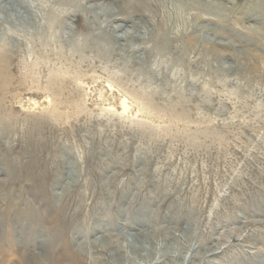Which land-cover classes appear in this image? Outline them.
<instances>
[{
    "label": "rangeland",
    "instance_id": "rangeland-1",
    "mask_svg": "<svg viewBox=\"0 0 264 264\" xmlns=\"http://www.w3.org/2000/svg\"><path fill=\"white\" fill-rule=\"evenodd\" d=\"M43 1L107 56L0 11V264H264V0Z\"/></svg>",
    "mask_w": 264,
    "mask_h": 264
},
{
    "label": "bare ground",
    "instance_id": "bare-ground-1",
    "mask_svg": "<svg viewBox=\"0 0 264 264\" xmlns=\"http://www.w3.org/2000/svg\"><path fill=\"white\" fill-rule=\"evenodd\" d=\"M54 1L56 2V4H58L61 1L64 3V1H70V0H54ZM42 2H44V1L43 0H0V11H2V15H4L5 13L8 14V17L13 22V24H12V22H10L9 26L12 28V30L15 29V31L13 30L14 32L11 31V29H9V28H8V30H2V32H1L2 33L1 34L2 35L1 40L6 42L7 46H10V45L14 46L16 44V46L22 47L23 46L22 43L24 41V42H26V46L22 47V49L28 53V56L31 57V56L35 55V52L33 49L34 45H37L39 48L37 54L42 55V51H43L46 43L49 42L50 40L52 41L53 39H55V41H57V42L70 41L69 42L70 43L69 51L72 52L73 54H78V55L82 56V54H84V52L87 50L88 51H96L97 50V52H98L97 54L99 57L107 56L104 53L105 51H107L106 46L98 44L99 35L101 32V26H102L101 22L98 23V27H96L92 31L88 32L85 36H82L80 38H77V37L75 38L73 36V33H67V34L65 33L66 35H62L61 33L58 32V29L61 30V28H65V24L62 22V19H61V17L64 16V15H61L63 11L57 13L58 9L55 7H51L50 10L47 11V9L45 8V6L43 5ZM100 6H102V5H100ZM88 8H90V7H88ZM82 9H84V7ZM97 9H99V11L102 12L103 8L98 7ZM45 10H46V12H45ZM95 18H96V15H95ZM107 28H106V30H107ZM117 36L119 37V35H117ZM121 39L122 38H119V40H121ZM5 45L0 44V53L4 52V50H5L4 46ZM35 48H37V47L35 46ZM100 48L103 49V53H100V51H99ZM41 62H42V60H41ZM81 62H83V61H81ZM21 63H23V62H21ZM40 64L41 63H39V67H41ZM35 66L38 67L37 64L36 65L35 64H31V65L27 64L26 68L28 69V72L30 73V71L33 72L35 70ZM36 72H37V70H36ZM30 74H32V76H33V73H30ZM0 76H1V73H0ZM3 78H4L3 76L0 77V93L2 92L1 89H4L7 87L6 84L8 81L6 79L3 80ZM123 108L125 109V106H123Z\"/></svg>",
    "mask_w": 264,
    "mask_h": 264
}]
</instances>
